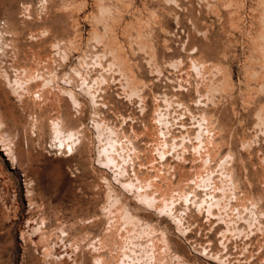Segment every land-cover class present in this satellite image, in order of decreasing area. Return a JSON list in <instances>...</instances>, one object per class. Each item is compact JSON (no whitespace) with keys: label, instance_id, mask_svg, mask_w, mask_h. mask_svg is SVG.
Masks as SVG:
<instances>
[{"label":"rangeland","instance_id":"obj_1","mask_svg":"<svg viewBox=\"0 0 264 264\" xmlns=\"http://www.w3.org/2000/svg\"><path fill=\"white\" fill-rule=\"evenodd\" d=\"M0 264H264V0H0Z\"/></svg>","mask_w":264,"mask_h":264},{"label":"bare ground","instance_id":"obj_2","mask_svg":"<svg viewBox=\"0 0 264 264\" xmlns=\"http://www.w3.org/2000/svg\"><path fill=\"white\" fill-rule=\"evenodd\" d=\"M71 147H72V146H71ZM67 149H68V148H66V150H67ZM71 149H72V148H71ZM71 211H73V212H74V210H73V209H72ZM71 211H70V212H71ZM103 242H104V241H103ZM109 243H110V241H109ZM103 262H104V261H103Z\"/></svg>","mask_w":264,"mask_h":264}]
</instances>
